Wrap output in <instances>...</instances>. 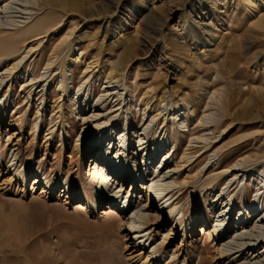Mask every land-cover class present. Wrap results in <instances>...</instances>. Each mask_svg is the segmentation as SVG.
<instances>
[{
    "label": "rangeland",
    "instance_id": "1",
    "mask_svg": "<svg viewBox=\"0 0 264 264\" xmlns=\"http://www.w3.org/2000/svg\"><path fill=\"white\" fill-rule=\"evenodd\" d=\"M6 1L13 0L0 2ZM45 6L36 10L32 24L47 13L59 23L40 40L29 33L18 45L12 37L16 28L0 27V49L13 41L21 49L15 61L22 60L0 89V264H236L221 256L223 242L211 237L217 220L212 203L236 182L237 171L226 174L223 167L239 160L250 171L240 172V182L230 190L238 186L232 193L237 208L252 204L258 189L264 192V30L255 26L264 16V5L259 0H51ZM78 57L82 61L74 62ZM12 63L0 57V70L11 69ZM112 71L118 96L100 107L104 119L95 123L102 125L79 142L87 127L80 115L99 113H94L93 103L104 94ZM80 90L88 95L82 106L81 96L78 103L73 99ZM174 114L181 120L175 129ZM203 115L208 116L204 127ZM107 118L113 120L103 125ZM127 120L132 131L123 137ZM143 128L151 137L143 136L140 143ZM98 136H104L98 157L106 160L112 154L115 166L126 160L139 176L152 164L141 183L143 194L133 199L136 192L127 182L120 195H128L125 200L133 207L144 195V210L161 217L152 231L165 261L148 259L152 249H139L117 212L109 211V187H101L104 175L87 156ZM120 138L127 143L125 150ZM170 150L168 171L176 166L180 171L167 178L173 175L178 186L150 202L157 161ZM213 153H218L219 164ZM14 160L31 176L23 184L8 172ZM129 171L125 167L119 176L128 178ZM38 175L45 183L33 185ZM214 177V189L194 192ZM47 184L56 185V191L46 189ZM99 188L104 199L97 194ZM259 198L264 204V195ZM171 210L174 219L165 217ZM152 220L146 227L153 226Z\"/></svg>",
    "mask_w": 264,
    "mask_h": 264
},
{
    "label": "bare ground",
    "instance_id": "2",
    "mask_svg": "<svg viewBox=\"0 0 264 264\" xmlns=\"http://www.w3.org/2000/svg\"><path fill=\"white\" fill-rule=\"evenodd\" d=\"M1 1V0H0ZM51 0H13L11 2L6 1V2H0V27H4L7 25H11L13 27H15L16 29H14V31H16L14 34H12V37H15L17 39V44H20V38H22L23 35L25 34H32L33 37H36V40H40L42 39L44 36H46L48 33L52 32V30L58 25L59 23V18H55L52 14H46L43 17H41L38 22L33 23V21L36 19V16L38 15L39 11H36L37 9H43V7H41L42 5L45 6L46 3H49ZM244 2L250 1V0H242ZM42 2V5H41ZM259 3H262L264 5V0H259ZM46 7V6H45ZM256 27L264 30V16H262L257 23L255 24ZM1 33V32H0ZM11 36V34H9ZM19 39V40H18ZM13 41H10L8 43H5L6 45H2L3 48L0 49V57H7L8 59H12L13 63L11 65V69H1L0 70V89L2 87H4L6 84H8L7 82L9 80H11L12 75L21 67L22 64V60L16 62L15 59L18 57L21 49L18 47V45H14V43H12ZM39 42V41H38ZM34 47H31L29 49V51H27V53L29 54L32 49ZM26 57V56H25ZM24 57V58H25ZM82 60L80 59V57H78L77 59H75L74 62H81ZM52 66V65H50ZM86 66V72L91 68V62L90 63H85ZM108 74V73H107ZM115 71L110 72L107 76V82L104 84V94L99 98V100H97L96 102H94L93 104V109H96L94 111V113H98L97 115L94 116H90V112L87 114H81L80 115V121H84L87 125L85 133L80 137V141L84 140L88 133H90L92 130L94 131L96 128L100 127V124H96L95 122L98 121L99 119L102 120L104 119L102 116L104 114V112H102L103 110L100 108L107 100H109L110 97L112 96H118L116 91V88L114 86H112V84L117 83L115 82ZM46 75V74H45ZM87 77V74H86ZM87 81L85 82V84L89 83L90 81V77L88 76ZM35 81V79L32 80V83ZM38 83H34V85H36ZM6 87V86H5ZM3 89V88H2ZM43 91V90H42ZM82 90H80L76 95L75 98H73L75 101H77V103L79 102V98L81 96V106L83 105V102H87V96L84 95L82 92ZM10 92V89H8V93ZM120 94V93H119ZM31 95V94H30ZM86 96V97H84ZM85 98V99H84ZM84 99V101L82 102V100ZM122 96L119 95V99L120 100V104L122 102ZM88 104V103H87ZM92 108V107H91ZM148 108V106H147ZM146 108V110H147ZM124 109V108H123ZM145 110V111H146ZM4 112V107L0 105V118H2V116ZM106 115V114H105ZM175 114L173 115L171 121H173V129H175V127L177 125H179L180 127V123L181 120H178V118L174 117ZM208 116L203 115L202 119H201V126L204 127L206 125H208ZM113 120V118H107L105 119V123H103V125H108L109 123H111V121ZM129 121L127 120L125 126H124V130L121 131V134H123L125 136H127L126 131L130 130L132 131V128L129 129ZM188 128V124L187 127ZM167 130V126H164L162 128V131ZM129 131V135L130 132ZM169 129L167 130V132L165 133V135L168 133ZM141 137L143 138V136L147 135V138L151 137V134H148V128H143L142 130H140ZM107 135V134H105ZM103 137L99 138V136L97 137L96 141L93 143L94 148L92 150L87 151V153H89V155L87 154V156L89 157V159L92 160V165L95 166V168L97 170H100L104 175L103 176V181H101V187L103 186H107L109 187V193H111L110 195L108 193L109 196H107L105 198V200L109 201L108 203L110 204V209L109 211H115L117 212V214L119 215L120 220L123 222L122 224L126 227L127 231L129 232V234H131L133 236V238H135V242H136V246L143 250V249H152V251L150 252V255L148 257V259L150 257L156 260H163L164 257H162L161 251L158 249V245L156 244V242H153L155 239V235L153 234V227L154 225L157 224V222L161 219L160 216H158V214L156 215L154 212L150 211V210H144V208L146 207V204H143V196L144 195H140L139 199L141 201V203L137 206V207H133V202L130 201H126L128 197L124 195H120L122 192V188L123 186L128 182L131 183L132 188H134V192H136L135 195H133V199L136 198V195L138 193L143 194L142 190L143 187L141 185L142 181H146L147 179V170H148V166H152V164H146L145 167V173L142 174L141 172L138 175H134L133 172L135 170V168L130 167V165L126 164L127 161L124 160V164L120 165V166H115L114 163L112 162V154L109 158H107L106 160L103 158H100V156L98 157L97 152L99 150H96L100 143L101 140L103 141ZM105 141H109V143L111 144V139L109 137V134L107 136H105L104 138ZM142 143L143 141H145V139H141L140 140ZM206 143V148L210 147L212 145L211 141L207 138L204 140ZM167 142V141H166ZM218 141L215 142L214 145H216ZM99 144V145H98ZM63 145V143H62ZM119 145L121 147L122 145V149L125 150L128 146L127 143L123 141V139L120 138V142ZM145 144L141 145L138 147L137 151H140L142 148V146H144ZM111 146V145H110ZM161 146H162V142H161ZM160 146V148H161ZM110 149L108 148L107 151H109ZM146 148L142 150V157L139 159V163L144 160L145 158L143 157V155L145 154ZM108 153V152H107ZM222 153V152H221ZM171 150L168 152H165V154L162 156V162H160L161 159H159L157 161V166L155 167V173L157 174V176H155L151 182L152 184L150 185V193H149V201H153L155 199H157L160 196V193H164L168 190H170L171 188L178 186L177 182L175 180H172L173 175L178 174L179 170V166H176L173 171H168L169 167V162L171 160V158H173V155H171ZM117 156V155H116ZM157 155H154L153 159H156ZM218 153H213L212 158L214 157V159L218 157ZM107 157V155H106ZM186 158V157H184ZM152 159V161H153ZM104 160V161H103ZM1 161V160H0ZM155 161V160H154ZM191 158L187 161L190 162ZM12 162V163H11ZM14 161H10L9 163H11L7 169L9 173L13 174V178H16V180L19 181V183L23 184L25 183L31 176L26 173V170H19V168L16 167L17 163H14ZM109 162V163H108ZM115 162H117V160H115ZM159 162V163H158ZM216 163L219 164V159L215 160ZM244 160H239L237 161L234 165H230V166H220L223 167L224 169V173H229V172H234L237 171V176L235 179L236 182H240V178H238V174H240V172H242L243 170H245V172L243 174L246 175V173H249L250 169L246 168L244 165V167L242 166L241 163H244ZM144 163L141 164V166H143ZM195 164V163H194ZM217 164V165H218ZM99 165V166H98ZM130 168V171L128 172L126 177H121L120 175V170H122L123 168ZM238 167H243L238 169ZM161 168V169H160ZM160 169V170H159ZM179 170V171H178ZM174 173L170 178H167L169 175V173ZM243 175V176H245ZM33 176V175H32ZM96 176V175H94ZM241 176V178L243 177ZM98 177V174H97ZM163 178V180H161L160 178ZM99 178V177H98ZM105 178V179H104ZM129 179V181L127 180ZM156 179H160V180H156ZM169 179H171L170 182H167ZM240 179V180H239ZM109 180V182H108ZM34 184L33 185H42L44 182V178L43 175H38L37 177H35L33 179ZM111 181H113L112 183H110ZM215 181V177L213 180H206V182L204 181V183L201 182V184L198 187H194L193 190L194 192H196L197 190H204L206 188H211L214 189L215 185H213ZM160 182H163V184L161 185ZM233 183V185H231L230 187H226L224 188L222 194H220L219 196H217L218 198L216 199V201H214L212 203V207H213V211L215 212V214L217 215V220L215 222V225L213 227V233L211 234L214 236V241H219L220 243L223 242V244L219 245L220 246V253L221 256L226 257L228 256L229 258H233L234 260H236V264L237 262H239L240 260L244 259L246 260L244 262V264H264V211L261 212V214H258L261 210H264V204L261 203V198L260 195L263 194V189L260 188L258 189V193L256 194V196L254 197V201L252 202V204L247 205L245 208H241L240 210L237 208V202H236V196L232 195L233 191L237 189V187L233 190L230 191L231 188L235 185V183ZM239 184V183H238ZM46 185V189L47 187H49L50 192L56 191V185ZM187 184H185L186 186ZM196 185V184H195ZM65 192L68 191V185L65 184ZM100 187V188H101ZM99 188V190L97 191V194L99 197L103 198L104 193L103 191ZM120 190H119V189ZM197 189V190H196ZM45 191V190H44ZM58 191V190H57ZM105 192V191H104ZM171 193V192H170ZM105 194V195H106ZM169 195V194H168ZM184 194H181V196H183ZM180 196V197H181ZM179 197V199H180ZM126 198V200H125ZM104 199V198H103ZM159 199V198H158ZM156 202V201H155ZM92 204V203H90ZM223 206V207H222ZM178 211L177 207H175L174 211ZM240 211L238 219L236 220L237 225L236 228H232V225H234V216H235V212L236 211ZM174 211H169L165 217H170L174 215ZM179 213H182L184 215V211L181 209L179 210ZM106 215V214H105ZM117 217V216H116ZM153 217V220L151 222H153V226L151 227H146V224L151 220V218ZM171 218V217H170ZM158 219V220H157ZM174 219V217H173ZM254 219V221H252ZM205 224H208L207 219L204 218ZM174 222L178 224L179 228H181L182 224H181V220L180 219H176L174 220ZM108 223V222H107ZM150 223V222H149ZM164 223L163 221L161 222V224ZM106 226V227H104ZM103 227L107 228L109 227V224H105ZM238 228V230H237ZM183 232L185 230V227L182 228ZM233 229V230H232ZM151 230V231H150ZM155 232V231H154ZM169 231H167V233H164V239H163V243L166 245V243H168L169 238ZM204 233V232H203ZM154 239V240H153ZM150 251V250H149ZM253 257L252 260H250L249 262H247V260L250 258L249 257ZM173 256H175V254H173ZM242 256H246L249 258H241L238 259ZM174 258V257H173ZM254 259H257V262H253ZM165 261V260H163ZM28 262V261H27ZM165 263V262H164Z\"/></svg>",
    "mask_w": 264,
    "mask_h": 264
}]
</instances>
